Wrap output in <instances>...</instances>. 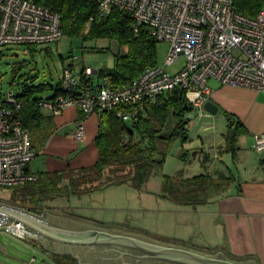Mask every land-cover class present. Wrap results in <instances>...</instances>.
Wrapping results in <instances>:
<instances>
[{"label": "built area", "instance_id": "built-area-1", "mask_svg": "<svg viewBox=\"0 0 264 264\" xmlns=\"http://www.w3.org/2000/svg\"><path fill=\"white\" fill-rule=\"evenodd\" d=\"M234 0H96V15L90 21L105 18L113 8L129 13L136 32L142 26L157 42L168 45L162 65L146 69L139 77L120 87L104 80L94 89L84 88L77 95H59L41 101L39 106L53 116L75 107L78 119L72 139H83V120L100 111H114L123 123L134 121L148 105L169 93L177 92L201 118L209 101L208 81L264 93V2L255 17L239 14ZM56 11L34 0H0V48L8 45H45L62 38ZM1 56V55H0ZM184 57V67L170 74V67ZM84 68V76L92 75ZM77 81L69 69L63 71L60 87L68 91ZM19 99L13 91L0 94V188L14 189L34 183L36 175L27 166L36 152L31 133L21 125ZM251 148L264 151V134H255ZM0 231L19 240H37L38 235L22 224L0 215ZM3 219V220H2ZM5 220V221H4Z\"/></svg>", "mask_w": 264, "mask_h": 264}, {"label": "crops", "instance_id": "crops-1", "mask_svg": "<svg viewBox=\"0 0 264 264\" xmlns=\"http://www.w3.org/2000/svg\"><path fill=\"white\" fill-rule=\"evenodd\" d=\"M95 74L96 71L93 70L91 78L93 83L97 82ZM73 78L79 82V78L75 76ZM208 85H211L209 101L217 106V114H221L226 126L219 131L213 130L212 126H205L211 122V119L205 116L192 125L189 121L186 126L187 143L180 144L179 151L182 154L185 152V156L179 159L177 156L179 152L175 154L179 164L169 177L176 178L173 179V185L197 175L207 176L211 180L225 176L231 180L227 187L202 186L201 192H198V196L201 195L199 199L201 205L198 207L187 205L189 206L185 207L187 210L179 213L183 215L182 221L189 219L186 224L191 221L189 224L192 225V231L198 234L195 240L197 244L191 242L194 241L192 240L194 232L187 231V236H175L176 242L168 245L208 257H220L235 264H264V151L258 154L251 148L253 136L264 134V93L221 86L214 80H209ZM41 115L44 120H40L38 128L31 132V146L36 155L27 166L28 173L37 177L39 173H64L95 164L98 156L95 142L98 116L92 114L83 120L85 121L83 139L76 142L72 139V134L77 120L83 118L78 109L70 107L56 116L41 109ZM172 127L169 125L167 131L170 132ZM194 133L197 135V141L193 139ZM233 134L236 137L233 147L229 149L228 139ZM219 151H223L224 154L220 155ZM236 156L238 167L233 163ZM166 159L167 157L165 161ZM251 160L254 161V164H251L253 170L251 167L248 168ZM190 172L199 174L189 177L187 175H190ZM10 190L11 199H0V205L37 217L68 231L89 230L78 229L72 224L61 225L60 220L69 222L66 220L68 214L62 211L47 214L42 201L36 205L31 204L28 197L20 194L18 187ZM42 240L57 242L40 236L37 240L25 241L36 243ZM20 241L0 231L2 259L7 260L11 256L8 248L15 242L22 245Z\"/></svg>", "mask_w": 264, "mask_h": 264}, {"label": "trees", "instance_id": "trees-1", "mask_svg": "<svg viewBox=\"0 0 264 264\" xmlns=\"http://www.w3.org/2000/svg\"><path fill=\"white\" fill-rule=\"evenodd\" d=\"M34 2L58 13L62 36L80 39L83 42L107 39L115 42L119 50L114 54L112 68L95 70L96 83L91 81L92 75L84 76L83 68L79 82L77 81V84L68 91L60 87V79L49 98L35 97V93L44 90L46 85L25 87L15 95L21 104L19 109L21 125L30 133L38 128L40 120H44L39 102L53 100L59 95H77L84 88L94 89L104 80L111 87H120L139 77L146 69L157 65L155 48L158 42L142 26L135 32L134 21L129 13L113 8L105 18L91 22L90 18L95 16L97 11L96 0H34ZM263 2L264 0H234L233 5L239 14L252 18L262 8ZM26 46L32 48L36 45ZM66 69L71 72L70 67ZM185 103L180 93L171 92L166 98L163 97L145 107L134 121H130V126L118 119L114 111L97 112L98 133L95 142L98 156L95 164L64 173H39L34 183L24 184L18 187V191L24 197H28V202L36 205L55 196L80 195L121 185L127 181H130L133 187L140 188L147 182L153 167H162L175 139H179L181 143L187 142L186 126L189 120L186 119ZM225 116L230 118L228 115ZM169 117L174 123L170 133L165 131ZM235 137L233 134L228 139L229 149L233 147ZM184 154L185 152L179 158L184 157ZM173 179L176 178L162 175V190L165 195L181 203L183 200L178 199L176 193L181 189L183 182L188 185V193V190L201 192V187L205 188V185L227 187L231 180L225 176L211 180L207 176L197 175L179 181L180 189L176 188L172 193Z\"/></svg>", "mask_w": 264, "mask_h": 264}, {"label": "rangeland", "instance_id": "rangeland-1", "mask_svg": "<svg viewBox=\"0 0 264 264\" xmlns=\"http://www.w3.org/2000/svg\"><path fill=\"white\" fill-rule=\"evenodd\" d=\"M118 50L117 44L107 39L83 42L80 39H71L66 36H63L57 43L36 45L32 48L26 45L2 47L0 48V94L13 91L17 95L25 87L46 85L44 90L35 93V97L49 98L62 78L64 69L70 67L71 74L76 78H79L83 68L86 67L91 70L110 69L114 66V54ZM167 51L166 43L158 42L156 44L157 65L163 64ZM184 65V57H179L170 67H166V71L173 74L181 70ZM208 87L211 88V85ZM190 114L192 118L189 121L192 125L198 121L199 117L194 116V112ZM203 116L211 119V122L206 123L205 126H212L213 130L219 131L226 126L220 113L215 116L203 113ZM168 119L165 127L166 132L169 125L173 126L171 117ZM126 124L131 125L130 122ZM192 136L194 141H197V135L194 133ZM180 144L182 143L179 139L173 141L169 155L162 167H153L147 182L140 188L133 187L131 182L127 181L121 185L109 186L102 190H94L80 195L70 194L67 197L46 199L42 201V204L47 214L60 213L61 211L68 214L66 220L69 222L60 220V224L63 226L72 224L78 229L127 235L150 243L170 246L168 244L173 243L175 236L184 237L187 236V231H192V225L189 224L191 221L186 224L189 219L182 221L184 220L183 215H179V213L186 211L185 207L201 205L199 200L201 195L198 196L197 190H192V192L188 190L187 193L188 185L184 182L181 183V189L178 183L172 189V193L176 191V188L180 189L176 196L183 200L182 203L176 202L174 199L171 200L172 197L163 193L162 175L170 176L176 171L179 156L182 154L179 152ZM195 144L197 143L195 142ZM177 152H179L177 155L179 159L175 157ZM219 152L220 155L224 154L223 151ZM253 162L251 160L248 165V168L251 167L252 170L254 169L252 168ZM233 163H238L237 156ZM196 174L199 173H191L187 176ZM11 196L10 189L0 188V199L9 200ZM176 217H178L177 220ZM197 236L198 234L194 232L192 235L194 241H191L193 244H197L195 243ZM20 243L22 245L15 242L8 248L11 256L7 260L0 256V264H77L71 254H55L52 243L85 247L46 240L36 241V243L20 241ZM9 244L7 243V245Z\"/></svg>", "mask_w": 264, "mask_h": 264}, {"label": "water", "instance_id": "water-1", "mask_svg": "<svg viewBox=\"0 0 264 264\" xmlns=\"http://www.w3.org/2000/svg\"><path fill=\"white\" fill-rule=\"evenodd\" d=\"M185 106L184 110L190 112L191 107L187 103ZM203 110L212 116L218 111L217 106L211 101L204 103ZM0 215L33 230L40 237L64 244L95 247L89 249L52 243L55 254H71L77 264H235L220 257H208L127 235L97 230L68 231L3 205H0ZM1 225L8 224L5 221Z\"/></svg>", "mask_w": 264, "mask_h": 264}]
</instances>
